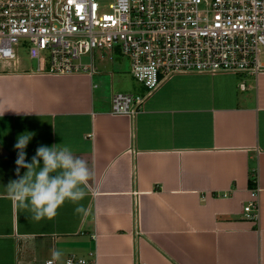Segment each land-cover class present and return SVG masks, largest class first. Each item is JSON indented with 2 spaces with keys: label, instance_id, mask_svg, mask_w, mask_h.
Returning a JSON list of instances; mask_svg holds the SVG:
<instances>
[{
  "label": "crops",
  "instance_id": "crops-1",
  "mask_svg": "<svg viewBox=\"0 0 264 264\" xmlns=\"http://www.w3.org/2000/svg\"><path fill=\"white\" fill-rule=\"evenodd\" d=\"M118 77L0 71V264H43L53 248L59 263L93 253L97 264H264V74H177L134 116L110 113L112 95L145 93ZM26 131V159L64 143L88 162L86 213L65 201L37 221L9 197ZM251 176L256 222L243 212Z\"/></svg>",
  "mask_w": 264,
  "mask_h": 264
},
{
  "label": "built area",
  "instance_id": "built-area-1",
  "mask_svg": "<svg viewBox=\"0 0 264 264\" xmlns=\"http://www.w3.org/2000/svg\"><path fill=\"white\" fill-rule=\"evenodd\" d=\"M19 47L42 75L95 74L99 56L125 58L145 93L112 95L110 113L134 116L177 74H264V0H0V62ZM253 183L243 212L256 222ZM57 264L97 262L89 253Z\"/></svg>",
  "mask_w": 264,
  "mask_h": 264
},
{
  "label": "clouds",
  "instance_id": "clouds-1",
  "mask_svg": "<svg viewBox=\"0 0 264 264\" xmlns=\"http://www.w3.org/2000/svg\"><path fill=\"white\" fill-rule=\"evenodd\" d=\"M34 133L23 132L13 145L16 150L15 174L3 187L18 207L28 209L33 219L53 218L65 201L76 204V213H86L87 209L79 204L86 196L93 172L86 160L77 155L69 144H40L34 155L26 159L25 151ZM25 169L20 175V169ZM63 250H50L47 264H57Z\"/></svg>",
  "mask_w": 264,
  "mask_h": 264
},
{
  "label": "rangeland",
  "instance_id": "rangeland-1",
  "mask_svg": "<svg viewBox=\"0 0 264 264\" xmlns=\"http://www.w3.org/2000/svg\"><path fill=\"white\" fill-rule=\"evenodd\" d=\"M83 61H87L88 59L84 57L82 59ZM97 68L99 72L108 71L109 73L114 72V76H120L121 74H124L125 72H129V64L128 61L125 58L119 57V56H112L110 60H107V62H97ZM34 69L35 68V62L29 59L26 50L22 48L17 49V59L15 62H0V71H10V69Z\"/></svg>",
  "mask_w": 264,
  "mask_h": 264
},
{
  "label": "trees",
  "instance_id": "trees-1",
  "mask_svg": "<svg viewBox=\"0 0 264 264\" xmlns=\"http://www.w3.org/2000/svg\"><path fill=\"white\" fill-rule=\"evenodd\" d=\"M253 180H254V176H251L250 179H249V189H252L255 187V184L253 183Z\"/></svg>",
  "mask_w": 264,
  "mask_h": 264
}]
</instances>
